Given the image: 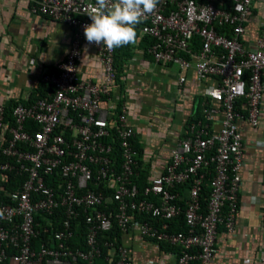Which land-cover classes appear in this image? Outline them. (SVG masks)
Instances as JSON below:
<instances>
[{
  "label": "built area",
  "instance_id": "2783aa9c",
  "mask_svg": "<svg viewBox=\"0 0 264 264\" xmlns=\"http://www.w3.org/2000/svg\"><path fill=\"white\" fill-rule=\"evenodd\" d=\"M27 1L31 12L72 32L65 58L39 76L37 85L49 88L45 96L13 106L12 118L6 117L8 101H0V154L6 157L0 179H9V172L23 176L14 189L0 182V263L97 264L107 248L105 259L115 264H212L220 225L229 232L237 227L244 165L239 120L257 127L264 111V22L255 37L247 36L254 4L264 0H160L138 26L140 36L154 38L146 58L178 67L179 88L190 70L206 84L202 117L187 119L161 172L143 189L135 180L139 153L131 142L136 131L128 104L111 100L119 83L114 50L90 44L103 67L101 83L79 74L88 44L84 25L91 23L86 12L95 0ZM140 39L131 46L145 57ZM28 121L37 128L27 127ZM211 164L204 210L200 196ZM180 215L185 230L172 227ZM82 223L79 246L72 240ZM261 230L264 262V200ZM131 237L174 249L159 246L158 256L140 262L127 243Z\"/></svg>",
  "mask_w": 264,
  "mask_h": 264
},
{
  "label": "crops",
  "instance_id": "0c3cea01",
  "mask_svg": "<svg viewBox=\"0 0 264 264\" xmlns=\"http://www.w3.org/2000/svg\"><path fill=\"white\" fill-rule=\"evenodd\" d=\"M27 0H0V101L24 99L35 90L39 76L66 56L72 29L65 23L29 10ZM264 22V1L254 4L247 22V36L255 37ZM79 74L101 83L103 67L90 44L83 47ZM121 79L113 87L112 102L125 100L136 131V142L143 151L141 160L149 177L161 172L170 151L184 132L195 101L206 89L194 70L183 88L177 85L178 67L151 64L142 55H133ZM244 165L233 232L220 225L217 255L212 264H264L261 261V230L264 200V111L253 127L241 118ZM140 262L162 251L142 237L128 238Z\"/></svg>",
  "mask_w": 264,
  "mask_h": 264
},
{
  "label": "trees",
  "instance_id": "16d2710c",
  "mask_svg": "<svg viewBox=\"0 0 264 264\" xmlns=\"http://www.w3.org/2000/svg\"><path fill=\"white\" fill-rule=\"evenodd\" d=\"M138 32V37H140V41H139V49L141 50H145V57H148V53L146 51V46H148V44L152 43L154 41V38L148 35L145 36H140V32L139 29H137ZM135 54V50L131 45H127L118 49L114 50V63H115V67L117 70V77H118V81L120 80V77L122 75V73L124 72L123 69L125 66H127L129 60L132 59L133 55ZM49 90L48 85L45 83H39L37 85L36 91L30 93L26 98L24 99H12L8 102L7 106H6V117L8 118H12V109L13 106H15L18 103H24V104H29L34 102L35 100H37L40 97H43L47 94V91ZM201 98L199 97L194 104V108L193 111L195 109L196 111V117L190 115L189 119L190 120H195L196 118H200L202 117L201 114ZM240 107V104H239ZM240 110L243 112V109L240 108ZM30 123V124H29ZM27 127H29L31 130H34L35 128H37V126L35 124H33V122L28 121L27 122ZM107 141H111V138L108 137L106 138ZM131 142L134 146V148L138 151L139 153V159H138V165L136 167V171L138 172L139 176L137 179H135L138 183V186L140 189H143L145 185H147L148 180H149V174H148V168L143 166V162L141 160V154L143 153L140 144L136 142V138L133 137L131 138ZM119 148V145H118ZM117 156V163H120L122 160L121 157V152L120 150L117 151L116 153ZM6 160V157L2 156L0 154V162ZM1 174V171H0ZM214 174V169H213V164H211V166L208 169V172L206 174V179L204 181L203 184V189L201 192V196H200V200L203 206V209L206 210L207 204H208V200H209V195H210V188H209V180L212 178ZM9 179L7 180H1L0 182L1 184L7 188V189H14L16 187H18L19 183L22 182L23 180V176H18L17 174H15L14 172H9L8 173ZM185 193L186 190L184 189ZM184 204V203H183ZM137 217L143 220H152V217L150 215H147L146 213H140L139 215L137 214ZM172 227L175 230H185L186 229V224H185V220L183 218V215H180L179 217H177L176 219L173 220L172 222ZM85 225L82 223L81 224V228H80V232H76L75 236L73 238L72 241L76 242V245L79 246H83L84 245V238H83V234L85 233ZM119 233V231L117 230V234ZM108 235L107 232H103L101 233V237L102 239H105L106 236ZM120 241V240H119ZM161 247V249L165 250V251H170L172 249H174L172 246L166 244V243H160L159 245ZM177 249V248H176ZM107 248L103 249V254L98 257L96 259V263L97 264H115L114 262H110L108 260L105 259V254L107 253ZM197 261H194L193 264H195ZM0 264H8V261H3Z\"/></svg>",
  "mask_w": 264,
  "mask_h": 264
},
{
  "label": "clouds",
  "instance_id": "9594fccd",
  "mask_svg": "<svg viewBox=\"0 0 264 264\" xmlns=\"http://www.w3.org/2000/svg\"><path fill=\"white\" fill-rule=\"evenodd\" d=\"M160 0H95L86 14L91 23L84 25L88 44L115 50L134 45L138 26L157 8Z\"/></svg>",
  "mask_w": 264,
  "mask_h": 264
}]
</instances>
